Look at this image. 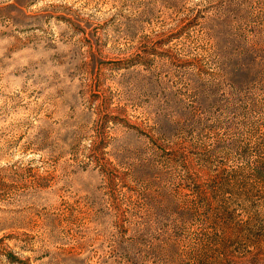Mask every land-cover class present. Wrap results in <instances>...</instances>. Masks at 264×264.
I'll list each match as a JSON object with an SVG mask.
<instances>
[{"label": "rangeland", "instance_id": "rangeland-1", "mask_svg": "<svg viewBox=\"0 0 264 264\" xmlns=\"http://www.w3.org/2000/svg\"><path fill=\"white\" fill-rule=\"evenodd\" d=\"M0 264H264V0H0Z\"/></svg>", "mask_w": 264, "mask_h": 264}, {"label": "trees", "instance_id": "trees-1", "mask_svg": "<svg viewBox=\"0 0 264 264\" xmlns=\"http://www.w3.org/2000/svg\"><path fill=\"white\" fill-rule=\"evenodd\" d=\"M100 173L102 174V176H104L105 178H107V171L105 169H100ZM157 204V202H156Z\"/></svg>", "mask_w": 264, "mask_h": 264}]
</instances>
